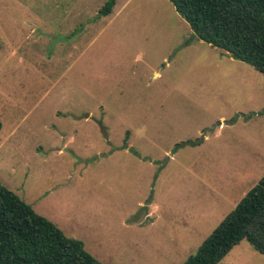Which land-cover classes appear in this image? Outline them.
Returning <instances> with one entry per match:
<instances>
[{
    "label": "rangeland",
    "instance_id": "obj_1",
    "mask_svg": "<svg viewBox=\"0 0 264 264\" xmlns=\"http://www.w3.org/2000/svg\"><path fill=\"white\" fill-rule=\"evenodd\" d=\"M106 1L0 0V180L104 264H182L264 175V74Z\"/></svg>",
    "mask_w": 264,
    "mask_h": 264
},
{
    "label": "trees",
    "instance_id": "obj_2",
    "mask_svg": "<svg viewBox=\"0 0 264 264\" xmlns=\"http://www.w3.org/2000/svg\"><path fill=\"white\" fill-rule=\"evenodd\" d=\"M169 1L195 37L264 74V0ZM115 4L107 0L99 16ZM243 240L264 254V175L182 264H218ZM0 264L104 263L0 180Z\"/></svg>",
    "mask_w": 264,
    "mask_h": 264
}]
</instances>
